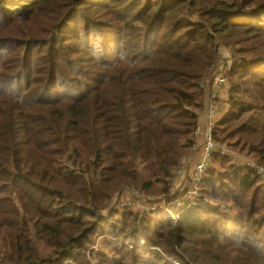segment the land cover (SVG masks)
Returning <instances> with one entry per match:
<instances>
[{
	"label": "trees",
	"instance_id": "16d2710c",
	"mask_svg": "<svg viewBox=\"0 0 264 264\" xmlns=\"http://www.w3.org/2000/svg\"><path fill=\"white\" fill-rule=\"evenodd\" d=\"M129 1L0 0V29L33 21L41 31L18 38L10 67H23L27 43L44 46L21 92L0 89V264H132L129 255L147 264H264V218L255 219L254 204L264 200V181L246 163L264 166V122H255L264 118V77L242 73L246 54L264 63V0H134L130 15L113 8ZM79 11L74 47L62 31ZM135 25L146 27L131 36ZM220 46L234 52V68L214 140L244 157L216 153L202 178L171 191L170 178L195 151ZM63 69L93 85L79 97L67 93L78 82L42 89L48 73L60 80ZM124 191L166 196L158 210L180 221L153 210L151 234L144 217L127 222L126 211L107 221ZM98 238L104 250L95 252Z\"/></svg>",
	"mask_w": 264,
	"mask_h": 264
},
{
	"label": "rangeland",
	"instance_id": "374dc122",
	"mask_svg": "<svg viewBox=\"0 0 264 264\" xmlns=\"http://www.w3.org/2000/svg\"><path fill=\"white\" fill-rule=\"evenodd\" d=\"M120 1V0H119ZM154 0H149V3H152ZM104 4L107 5H111V3L109 1L107 2H103ZM134 3V0H131L128 2V6L121 8L120 3H119V8H117V6L113 7L115 9V11L118 13L122 14V11L125 12V10L128 8H130L129 10V15L132 13V5ZM143 5H148L146 3V0H142ZM80 15V11L78 14V18L76 17L77 15H74V20L76 21V23H71L68 26L64 27V31H62V35L64 34V32H66V38L65 40L68 41V43H71L70 45H73L74 47H77L78 43L76 41V37L80 36L82 34L83 31V26L78 29L82 24H83V19L79 16ZM0 21H4V19L1 17V13H0ZM241 23L246 22L245 19H241L240 20ZM1 23V22H0ZM38 25L37 22H33V21H29V22H18V25L15 26L14 23L12 21H6V26L5 28L0 29V32H3L2 35H0V72L2 71V68L4 66H6L4 72L8 75L5 79L1 82L0 84V89L4 90H12L15 92H21L22 88L25 86L26 81H27V77L31 74H33L34 70L41 67V63L39 62L41 59H43L42 57V51L44 49V46H39L36 45L34 43H27V45L25 46V51H24V56H25V63L23 65L22 68L18 69V70H13L10 65H11V58L14 57V53H13V49L15 50V45L20 43V41L18 40V38L22 37V34H26L27 32H30L31 34L34 35V37H40L41 31L40 28H36V26ZM136 27H141L143 29H145L146 26H137L135 25L133 29L129 30V34L131 36L140 34L141 30H139ZM106 32L109 34L112 32L111 29H107ZM159 32V28H156V33ZM15 37V38H14ZM223 43V42H221ZM224 44V43H223ZM46 47V46H45ZM223 49H226L224 46H220ZM252 46L249 44H245L242 45L241 48L242 49H247V48H251ZM232 52L233 56H234V52L231 49H228L227 51ZM61 53V55L63 54V51H59ZM236 52V51H235ZM71 55V57H73V59H77V55L73 54L72 52L69 53ZM68 57L67 59L71 58ZM220 57V56H219ZM248 64L247 67L245 68V70H243L242 73L245 74V76L248 77V79H250V77H254V78H262L264 77V71L262 70V67L264 65V63L261 64H256L257 62L252 63L254 60L259 59L260 57L258 56H249L248 54L245 55ZM237 61L240 62V59H243L241 55L235 53V57H234ZM220 61V60H219ZM75 62H71V66L74 65ZM252 63V64H250ZM83 64L80 63L78 66H82ZM72 70L74 71H79V69L77 68V66L75 67H70ZM84 71H88V70H84ZM59 74L57 75L60 80H56L55 76H54V70L51 73H48L45 78H44V86L42 87V89H46V88H51L54 91L56 90H61L60 84L61 83H72V82H78L80 84V86L78 87L77 90H74V88H72L71 90H69L67 93L68 94H73L76 96H82L85 93L88 92V88L91 87L93 85V82L89 79H85L84 76L80 75L78 72L77 73H73L72 71L68 70H59ZM216 71L210 76L211 78V82L213 81V77L215 75ZM47 80L53 81V84H45ZM233 80L236 82L237 81V77L234 76ZM21 81V82H20ZM87 84L88 86H84V84ZM228 91H230L231 89V84L228 80V85L225 88ZM223 92V91H222ZM210 95V91H208V96ZM226 97V96H225ZM223 98V97H222ZM224 99V98H223ZM256 124L261 125L264 122V118L262 116H258L255 119ZM222 148H226L225 146H221ZM228 151L229 149L226 148ZM234 150H230L229 152H231L234 156H239V154H237V152L235 153L232 152ZM244 157V156H243ZM247 162L251 165L254 166H261L264 167L262 164H259L252 159L248 160ZM264 181V178H261ZM183 184H187L188 180L184 179ZM172 183V182H171ZM182 184V185H183ZM176 187L175 184H171V191H176L177 189H180L181 186ZM264 190V189H263ZM178 191V190H177ZM263 193V192H262ZM194 194H189V196L193 197ZM144 196V197H143ZM161 197V198H159ZM168 198L166 196H162V195H143L134 191H124L121 194H118L110 203L109 209L108 211L110 212L106 218L107 221H114L116 223H119L120 221H122L121 219H123V216L120 214H113V211H126L130 213V216H127V222L133 219L134 215L140 216V217H144V222L147 221V225L145 227H147L150 224L151 230H150V234L151 231L153 229V225L150 223V221H152V219L150 218L152 216V214L154 213L153 210H158V208H160V204H163L166 202ZM256 203V206L258 207V209L260 210L259 214L255 216V219L257 220H262L264 218V200L263 197L260 196L259 198H257L256 200H254V204ZM227 205V204H225ZM229 206V205H228ZM158 214H162L164 216H166L168 218L167 215L170 216V218H172L173 216H171L169 214V211H164V209L158 210L157 211ZM147 215V216H146ZM176 218L173 219L174 222L180 221V218L178 215H174ZM150 219V221H149ZM144 225L142 224V226H140V229H143ZM144 227V228H145ZM109 233V232H107ZM256 235V234H255ZM114 241H118V239L114 238ZM261 241V240H260ZM141 242V243H140ZM139 244H137V246L139 247L140 245H144L142 247H144L145 249H148V251L153 252L154 249H152L150 246H148L144 240H140ZM129 245V243H127ZM103 241L101 238H98L96 243L94 244L93 248L95 249V252L100 251V250H104L103 247ZM110 252V250H109ZM158 252L161 253V251L158 249ZM150 257V256H148ZM129 259H134V262H132V264H137V261H143L141 262L144 264H147V258L143 257V256H128ZM131 263V262H129Z\"/></svg>",
	"mask_w": 264,
	"mask_h": 264
},
{
	"label": "built area",
	"instance_id": "2783aa9c",
	"mask_svg": "<svg viewBox=\"0 0 264 264\" xmlns=\"http://www.w3.org/2000/svg\"><path fill=\"white\" fill-rule=\"evenodd\" d=\"M218 53L220 61L211 83L212 90L208 97V102L199 116L197 129L194 133L195 140L198 141L201 146L200 158L189 175L194 179L202 178L204 173L209 170L212 164L213 156L216 153H220L222 156L231 155L233 157L232 153L226 148L224 149L222 147H218L214 140V129L217 124V120L227 110V107L223 102L222 91L226 90L225 88L228 85V73L234 68V59L231 57L227 49L219 47ZM255 167L258 175L264 178V167L257 165ZM175 175L170 178V181L173 184L177 181V177ZM171 216H173V219L176 218L172 214Z\"/></svg>",
	"mask_w": 264,
	"mask_h": 264
},
{
	"label": "crops",
	"instance_id": "0c3cea01",
	"mask_svg": "<svg viewBox=\"0 0 264 264\" xmlns=\"http://www.w3.org/2000/svg\"><path fill=\"white\" fill-rule=\"evenodd\" d=\"M209 87H210V85L208 83L207 89H206L207 95L205 97V105L208 102V91H209ZM226 95H227V90H224L222 92V97L225 99L226 98L225 97ZM196 143L197 144H196L195 151L188 157V159L183 163V165L179 168V170L177 171V173L175 175L177 177V181L175 183V186L176 187H178V186H180V185L183 184L182 181L184 179H187V177L191 174L192 170L194 169V166H195L196 162L200 158L201 146H200V144H199L198 141H196ZM233 158H234L235 161L238 160L239 158H242L243 159L242 156H237L236 157L234 155H233ZM246 163H247V165H249V163L247 161H246ZM186 186H187V184H186ZM181 187H183V185Z\"/></svg>",
	"mask_w": 264,
	"mask_h": 264
}]
</instances>
